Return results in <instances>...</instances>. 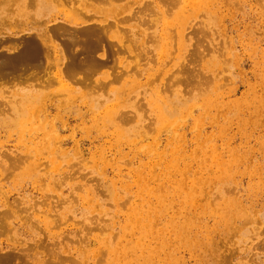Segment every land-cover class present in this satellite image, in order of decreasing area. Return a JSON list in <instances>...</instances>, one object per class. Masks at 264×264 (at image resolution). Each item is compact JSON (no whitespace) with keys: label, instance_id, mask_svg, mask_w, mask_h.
Returning a JSON list of instances; mask_svg holds the SVG:
<instances>
[{"label":"rangeland","instance_id":"1","mask_svg":"<svg viewBox=\"0 0 264 264\" xmlns=\"http://www.w3.org/2000/svg\"><path fill=\"white\" fill-rule=\"evenodd\" d=\"M157 2L115 0L106 14L111 7L102 0H61L49 10L51 25L78 14L80 25L67 20L74 29L116 14L132 17L121 27L125 40H138L142 66L135 68L129 58L133 68L121 73L120 82L113 81L122 70L112 59L85 83L79 72L71 78L55 67L27 80H0V116L7 114L0 129V211L9 205L16 211L0 236L5 251L34 246L29 252L40 264L51 258V249L59 264H264V0H178L169 7ZM39 4L44 0L5 6L4 14L13 18L0 27V40L7 39L0 50L36 27L34 18L26 23L17 12L35 16ZM39 19L37 26L46 24V16ZM198 80L205 84L197 86ZM30 86L37 87L33 96L22 93ZM109 111H116L111 120ZM175 112L178 120L171 119ZM169 158L186 177L208 174L200 206L187 211L197 216V232L192 226L183 239L174 238L164 226L179 213L172 210L159 217L153 236L151 230L130 234L132 208L142 202L134 198L139 179L151 164V184L170 190ZM216 159L229 161L227 175L217 170ZM212 165V171L203 170ZM222 194L232 219L224 231L208 213ZM165 227L173 248L161 252L164 246L154 237ZM144 236H150L145 242L152 252L122 258L99 252L108 244L119 252Z\"/></svg>","mask_w":264,"mask_h":264},{"label":"bare ground","instance_id":"2","mask_svg":"<svg viewBox=\"0 0 264 264\" xmlns=\"http://www.w3.org/2000/svg\"><path fill=\"white\" fill-rule=\"evenodd\" d=\"M17 0H0V27H5V24L8 23L10 18H13L11 14H4V10H7L5 6L11 7L13 2ZM28 2H33L38 0H27ZM67 2L68 0H64ZM104 3H108L111 8L103 10L106 14L111 13L115 9L113 1L115 0H102ZM158 0H153L157 2ZM164 3V6H174L178 0H160ZM61 2V0H44L43 5H37L35 16L32 15V10L25 13L24 10L17 12V15L26 17V23L31 21V18H34L33 29H29L30 32L24 33L18 38H13L11 41L12 45L6 50L2 48L0 50V80H11V79H29L31 73L34 71H41L49 69L50 71L53 67L57 68V71L61 74H67L68 76L75 77L77 74H82L81 83L86 81V78L95 72L99 66L103 67L110 62L112 59L122 71L115 75L113 78L114 82H120L123 79L122 72H128L133 68L132 63L129 61V58H134L135 68L140 69L142 66L141 60L143 58L142 52L137 48L139 42L137 39L129 38L124 39V35L127 33L125 28L121 27V24L132 19L131 16L126 18H119V14L114 15L111 18H107L105 21L97 25H85L83 28L74 29L67 22L71 21L75 23V26L80 25L81 21L79 15L75 12L68 14L65 19L66 22H56V24L51 25L50 19H54L53 16H47L49 10L54 6V3ZM194 6V5H193ZM33 7V6H32ZM196 4V8H197ZM13 13L15 11H12ZM45 14V15H43ZM40 16H46L47 21L43 26H37L41 24ZM38 17V18H36ZM49 19V20H48ZM110 19V20H109ZM12 20V19H11ZM58 19L55 18V21ZM131 32V31H130ZM164 33V34H163ZM161 34V40L169 39L168 34L163 31ZM6 34V33H4ZM179 39L180 50H185L187 46L184 44L185 34L182 31H177ZM143 40L144 54L147 56V43L150 42V38L145 35L141 37ZM7 43V39L0 40V48L2 45ZM201 44V41H199ZM102 51V54L99 53ZM134 55V56H132ZM79 72V73H78ZM49 74V73H48ZM60 78H63L59 76ZM86 77V78H85ZM109 77V76H108ZM77 78V77H75ZM64 84V85H63ZM62 87L65 89L69 88L67 83H63ZM205 82L202 80L197 81V86L203 85ZM22 93H29L31 96L37 92L36 86H30L29 88H24ZM24 95V94H23ZM2 102L0 101V104ZM116 112V111H115ZM115 112L112 114V111H109L110 120L113 118ZM2 107L0 106V115H3ZM6 114V113H5ZM176 112L171 115L172 120H178ZM7 116V114H6ZM6 116H0V129L3 128V124H7L4 119ZM5 122V123H4ZM13 122V121H12ZM202 153V152H201ZM203 154V153H202ZM195 155V154H194ZM27 159L23 160L21 165ZM167 172L165 174L166 179L169 180V185L171 189L166 191V186L164 185H154L151 184L153 175L151 172V164L146 166V175H142V179L138 181L137 185L139 186L140 195L134 198H141V204L135 205L132 208L133 216L132 222L135 223L132 225L129 230L130 234L133 232L136 235L141 234V230L145 234H150V230L153 231L156 228V224L159 217L165 214L163 212H169L172 210H179L177 215H170L164 222V226L172 228V236L174 238L183 239V233L187 234L188 230L193 226V233L197 232V216L195 217L194 213L189 212L190 208H197L200 206L199 202L205 196V179L208 181V174L197 177L196 171L192 173L191 177H186L183 174L182 170L177 169L172 161L168 160L167 162ZM215 167L218 171H222L224 175L228 174L229 170V161H223L221 159L215 160ZM214 166H204L203 170L212 171ZM179 176V179H173V177ZM3 177V174L0 173V178ZM88 193H94L93 190L87 189ZM223 194L220 196L219 202H213L210 205L213 207L212 215L209 211V216L217 219L218 223L222 225L219 230H229V224L232 219H229V201L222 198ZM155 201V203H154ZM1 207V206H0ZM195 208V209H196ZM184 214H186L184 216ZM16 215L15 206L9 205L5 206V210L0 211V236L5 233L8 228V222L11 217ZM185 218L180 222V218ZM146 223V226L143 227L142 224ZM215 224V222H214ZM238 224V223H237ZM158 232L154 238L156 240H161L160 245H163L161 252L170 251L173 248L171 242H166L168 240L167 232H170L166 227ZM213 230H209L205 235V243L209 245V240L212 238ZM171 234V232H170ZM167 236V237H166ZM150 237V236H147ZM146 236L142 238H136V243L131 247L121 245L120 251L117 252L116 249H112L111 244H108L109 247L103 248L99 252H116V255L119 257H125L130 252H137L139 250L152 252L149 245H146V240H149ZM116 238V237H115ZM114 239V237H113ZM39 249L42 248V245L37 243ZM34 246L25 249L23 252H18L17 248H14L10 251H5L0 247V264H40L39 258L29 252L33 249ZM45 249V246H44ZM109 250V251H108ZM48 256L46 264H59L62 262L61 258L57 255L55 256L52 252V249L48 251ZM204 261V260H202ZM135 264V261L132 262ZM205 264V262H204ZM214 264V262H213Z\"/></svg>","mask_w":264,"mask_h":264}]
</instances>
